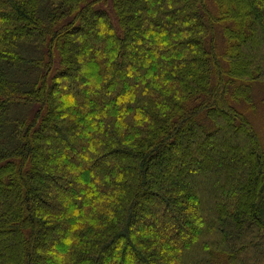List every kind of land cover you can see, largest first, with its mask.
I'll return each mask as SVG.
<instances>
[{
    "label": "trees",
    "instance_id": "1",
    "mask_svg": "<svg viewBox=\"0 0 264 264\" xmlns=\"http://www.w3.org/2000/svg\"><path fill=\"white\" fill-rule=\"evenodd\" d=\"M257 83L264 0H0V264H264Z\"/></svg>",
    "mask_w": 264,
    "mask_h": 264
},
{
    "label": "rangeland",
    "instance_id": "2",
    "mask_svg": "<svg viewBox=\"0 0 264 264\" xmlns=\"http://www.w3.org/2000/svg\"><path fill=\"white\" fill-rule=\"evenodd\" d=\"M262 96H264V87L262 83H257L255 97L259 102L256 104V109L252 112V120L261 136L264 137V101H262Z\"/></svg>",
    "mask_w": 264,
    "mask_h": 264
}]
</instances>
